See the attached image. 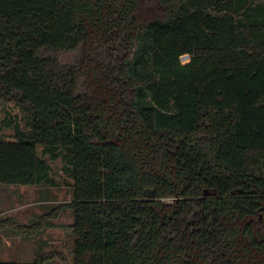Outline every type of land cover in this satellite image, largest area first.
Segmentation results:
<instances>
[{
  "label": "trees",
  "instance_id": "16d2710c",
  "mask_svg": "<svg viewBox=\"0 0 264 264\" xmlns=\"http://www.w3.org/2000/svg\"><path fill=\"white\" fill-rule=\"evenodd\" d=\"M8 100L29 129L0 184L52 183L38 146L66 161L74 264H264V0H0Z\"/></svg>",
  "mask_w": 264,
  "mask_h": 264
},
{
  "label": "rangeland",
  "instance_id": "374dc122",
  "mask_svg": "<svg viewBox=\"0 0 264 264\" xmlns=\"http://www.w3.org/2000/svg\"><path fill=\"white\" fill-rule=\"evenodd\" d=\"M119 54L120 52L113 53L108 61L114 65ZM56 56L60 65L75 66L79 60V51L60 52ZM184 59L181 60L185 61ZM81 82L80 79L77 86L78 92L82 91ZM28 119L29 113L14 101L0 103L1 137L13 140L16 127L26 132L29 129ZM37 152L48 161L51 167L52 183L0 184V219L13 221L12 225L0 229V262L28 263L37 257L46 256L43 264H74V233L70 226L73 221V211L66 206L73 194V178L62 157L51 160L47 153H43L41 146L37 147ZM55 208L58 210L57 216L51 218L53 225L44 228L39 234L27 237L14 229L13 225H30Z\"/></svg>",
  "mask_w": 264,
  "mask_h": 264
},
{
  "label": "water",
  "instance_id": "95a60500",
  "mask_svg": "<svg viewBox=\"0 0 264 264\" xmlns=\"http://www.w3.org/2000/svg\"><path fill=\"white\" fill-rule=\"evenodd\" d=\"M144 192H145L149 197H153V196H154V190H153V189H145ZM205 193H207V190H205Z\"/></svg>",
  "mask_w": 264,
  "mask_h": 264
}]
</instances>
